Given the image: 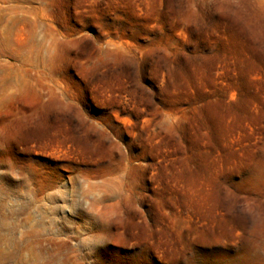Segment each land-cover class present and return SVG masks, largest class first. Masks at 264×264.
Here are the masks:
<instances>
[{"label":"rangeland","instance_id":"1","mask_svg":"<svg viewBox=\"0 0 264 264\" xmlns=\"http://www.w3.org/2000/svg\"><path fill=\"white\" fill-rule=\"evenodd\" d=\"M0 264H264V0H0Z\"/></svg>","mask_w":264,"mask_h":264}]
</instances>
